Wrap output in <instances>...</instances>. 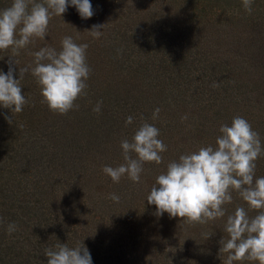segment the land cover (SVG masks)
<instances>
[{
	"label": "trees",
	"instance_id": "16d2710c",
	"mask_svg": "<svg viewBox=\"0 0 264 264\" xmlns=\"http://www.w3.org/2000/svg\"><path fill=\"white\" fill-rule=\"evenodd\" d=\"M11 2L0 0V9ZM90 3L91 18L82 19L70 4L53 16L45 39L35 38L12 65L19 79L32 53L44 46L59 50L61 39L71 36L88 44L91 73L87 94L67 114L42 102L30 72L20 81L28 100L23 111L0 106V264H47L44 250L57 242L83 243L92 264H223L226 216L205 224L157 216L146 197L170 160L215 145L220 125L237 115L264 144V0H253L251 14L242 0ZM94 24L103 25L98 39L88 31ZM9 55L10 49L0 51L5 73ZM98 101L99 114L92 110ZM129 115L133 123L126 125ZM141 116L160 130L167 145L163 163H145L139 183L127 176L114 183L103 168L124 163L120 142L131 139ZM256 165V176H264V155ZM232 195L226 215L237 206L247 209ZM13 222L18 228L9 234Z\"/></svg>",
	"mask_w": 264,
	"mask_h": 264
},
{
	"label": "clouds",
	"instance_id": "9594fccd",
	"mask_svg": "<svg viewBox=\"0 0 264 264\" xmlns=\"http://www.w3.org/2000/svg\"><path fill=\"white\" fill-rule=\"evenodd\" d=\"M69 4L75 6L82 19L91 18L94 10L90 0H12L0 9V51L11 50L7 73L0 71V106L20 113L28 103L22 93L21 79L28 72L41 88L42 102L58 114H67L78 108L76 100L86 95L87 80L91 68L87 63V43L78 44L71 36H64L59 50L44 46L32 53V64L19 67V79L14 78L13 63L19 65L16 57L20 51L34 42L35 38L45 39L50 20L62 16ZM244 9L251 14L253 0H242ZM103 25H92L89 34L98 39ZM212 87H219L213 82ZM102 101L93 107L100 113ZM160 108L154 109L152 119L159 117ZM12 123L13 119L5 115ZM182 116L181 120H187ZM133 123V116L125 124ZM215 145L199 146L196 150L181 154L170 160L166 170L155 178L146 197L149 204L156 206V215L165 212L170 217H180L189 223L205 224L219 218L226 220L224 232L227 238L220 241L219 252L226 254L223 264L239 261H255L264 264V176H256V161L264 155V144L260 134L243 117L237 115L231 124H221ZM160 130L141 116V123L131 139L120 142L124 163L116 167L104 166L103 172L114 183L127 176L139 183L145 163H163L161 153L167 145L159 139ZM134 154V155H133ZM235 192L247 204V209L237 206L233 213L226 215L224 205L233 202ZM113 201L120 197L112 194ZM249 211L256 215L250 216ZM18 225L9 223V234ZM47 264H92V257L83 243L69 247L57 242L44 250Z\"/></svg>",
	"mask_w": 264,
	"mask_h": 264
}]
</instances>
